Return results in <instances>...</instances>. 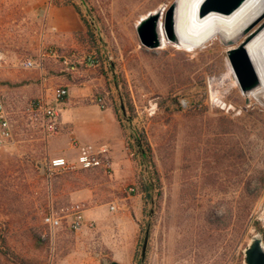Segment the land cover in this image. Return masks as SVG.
<instances>
[{"label": "rangeland", "instance_id": "rangeland-1", "mask_svg": "<svg viewBox=\"0 0 264 264\" xmlns=\"http://www.w3.org/2000/svg\"><path fill=\"white\" fill-rule=\"evenodd\" d=\"M174 1L71 0L100 36L96 52L83 40L87 27L80 15H66L68 25L55 24V0H0V48L7 57L0 71L14 75H0V85L13 111L16 139L0 148V245L5 237L10 250L30 264H56L63 238L61 226L51 229L44 220L51 203L50 183L39 168L49 156L43 116L35 107L41 77L61 76L69 91H79L85 81L95 99L108 98L107 107L119 118L120 93L129 96L134 119L125 127L131 144L123 149L133 177L118 192L133 187V205L144 209L139 224L150 229L146 264H243L251 237L264 234L255 225L264 227V91L247 102L227 54L247 34L232 45L214 35L190 51L174 41L155 49L142 45L138 21ZM262 23L264 18L248 33ZM92 51L99 65L88 59ZM41 57L42 71L16 66ZM193 99L197 104L188 103ZM174 100L184 110L168 112ZM139 135L149 142L159 172V184L151 188L156 203H145L141 192L150 173L135 145ZM92 202L85 201L86 207ZM65 237L67 244L74 242L72 230ZM0 264H11L1 252Z\"/></svg>", "mask_w": 264, "mask_h": 264}, {"label": "crops", "instance_id": "crops-1", "mask_svg": "<svg viewBox=\"0 0 264 264\" xmlns=\"http://www.w3.org/2000/svg\"><path fill=\"white\" fill-rule=\"evenodd\" d=\"M50 12V15L58 17L55 24L59 27L69 24L66 15H71L74 20L80 15L74 6L65 4L54 5ZM0 75L14 76L9 70L0 71ZM41 82L36 92L39 96L37 99L46 98L48 103L57 107L59 114L58 132L49 137L46 149L49 156H63L75 163L78 146L97 145L108 149L106 154L113 165L111 175L101 168H78L59 172L52 178L45 176L50 183L49 213L54 212L62 218L63 238L59 239L55 263L104 264V260L111 259L120 264H134L141 226L139 215L143 214L144 209L139 211L137 205H133V196L118 192L122 184L133 177L132 161L127 159V150L123 149L130 144L126 129L113 108L107 105L101 108L96 103L85 81V86L79 91L70 90L66 100L55 96V91L63 84L61 76L55 81L41 77ZM102 97L105 102L108 100L106 96ZM88 200L96 202L86 207L82 228L73 231L71 208L77 202L86 205L85 201ZM112 204L116 207L114 210L111 209ZM71 230L74 242L69 245L65 242V236Z\"/></svg>", "mask_w": 264, "mask_h": 264}, {"label": "water", "instance_id": "water-1", "mask_svg": "<svg viewBox=\"0 0 264 264\" xmlns=\"http://www.w3.org/2000/svg\"><path fill=\"white\" fill-rule=\"evenodd\" d=\"M246 0H203L200 2L197 15L199 19L205 18L210 13H217L228 15L242 5ZM175 0L170 6L162 5L158 9L149 12L142 17L136 24V30L139 39L145 47L149 49L161 48L164 45L162 34L165 38L172 42L176 39V32L174 26V15L176 10ZM264 18V10L258 18L250 25L256 24L259 20ZM246 27L242 31V35H246V39L241 41L237 46L228 49V59L232 67L233 73L240 85L242 93L249 101V93L259 88L261 79L257 73L256 67L252 58L250 57L246 48L247 42L264 29V23L252 33H248ZM226 45L235 44L239 39H223ZM42 174L45 173L44 162L41 161L39 165ZM150 229L147 228L145 232L144 242L142 245V259L144 260L147 254V247L149 242ZM104 264H120L117 261L104 260ZM243 264H264V238L261 233L254 234L249 243L243 250Z\"/></svg>", "mask_w": 264, "mask_h": 264}, {"label": "built area", "instance_id": "built-area-1", "mask_svg": "<svg viewBox=\"0 0 264 264\" xmlns=\"http://www.w3.org/2000/svg\"><path fill=\"white\" fill-rule=\"evenodd\" d=\"M53 51V54H56ZM88 59L91 61L92 65H99L101 63L98 54L92 51L88 55ZM7 61L6 53L2 48H0V68L5 65ZM66 62V60H65ZM24 69H44L43 58L39 60L27 59L16 65ZM69 90L66 87H59L55 91V96L57 99H62L68 96ZM96 103L100 105L101 108H106V102L102 96L96 98ZM35 107L43 116V127L45 130L46 137L49 138L52 134L58 132V109L56 106L48 103L46 98H40L35 102ZM13 119V111L8 105L5 97L4 89L0 85V148L7 146L16 141L15 139V125ZM108 149L104 146L99 147V149L94 148L92 145H80L78 146L77 161L72 163L66 157H50L48 156L45 161V176L52 178L55 174L59 172H67L76 170L78 168L82 169H93L101 168L105 173L111 175L113 173V165L110 158L107 156ZM134 191L133 187L127 189V194L131 195ZM115 205H111V209L114 210ZM86 205L83 202L74 203L71 210L73 219L71 222V229L73 231H79L84 223V212ZM61 216L55 214L54 212L48 213L45 216V223L51 228H57L61 226Z\"/></svg>", "mask_w": 264, "mask_h": 264}, {"label": "bare ground", "instance_id": "bare-ground-1", "mask_svg": "<svg viewBox=\"0 0 264 264\" xmlns=\"http://www.w3.org/2000/svg\"><path fill=\"white\" fill-rule=\"evenodd\" d=\"M201 1L203 0H177L176 2L174 42L178 48L194 50L214 35L223 39L241 38L242 31L250 26L264 10V0H246L231 14L210 13L205 18L199 19L197 9ZM162 37L165 45L168 40L164 33ZM246 48L261 79L259 88L249 93L257 97V93L264 91V29L247 42Z\"/></svg>", "mask_w": 264, "mask_h": 264}, {"label": "trees", "instance_id": "trees-1", "mask_svg": "<svg viewBox=\"0 0 264 264\" xmlns=\"http://www.w3.org/2000/svg\"><path fill=\"white\" fill-rule=\"evenodd\" d=\"M62 3H64L65 5H69V4H71V0H55L56 5H60ZM73 6L77 10V12L80 14L84 24L87 27V30L84 33H82V35L84 36L83 40H85L87 43H89V45H91L92 48H95L94 50L96 52H99L97 46H98V43L100 41V36H98L96 34L95 28H94L95 26L93 25V22L88 21V19L83 17V14L80 12V8L78 5L73 4ZM108 68H109V70L113 71V69L111 68L110 65L108 66ZM105 76H106V79H108L107 73ZM114 85L116 88H119V84L117 82H115ZM183 98H185V97H183ZM66 99H67V96L62 98V100H66ZM129 100L130 99H129V96L127 95V93L121 92L120 93V107H119V109L122 111V118H119L118 113L115 111V113L118 117V120L120 121V123L122 124L124 129H125V127H127L130 124V119L131 120L134 119L133 117H130L131 115L129 116V114H131V110L129 109ZM188 103L192 104V105H193V103L197 104L194 101V99L188 100ZM123 106H125V108H126V113L123 112L124 111ZM172 106H173L172 108L168 109V112L173 113V112H180V111L184 110V105L181 102V100H174L172 102ZM127 116H129V117H127ZM135 145L141 148L143 158L148 164V168H149L148 170L150 173L149 181H147V183L143 182L141 184V186H142L141 192H143L145 194V197H144L145 203H151V202L156 203L155 197H153L151 195V188H152V185L154 184V182H156L157 185L159 184V172L157 171V168H156V166H155V164L151 158V147H150L147 139L145 137H142V135L135 137ZM148 196L150 197V201L147 199ZM255 225L260 231H262L264 233V227L259 221H256ZM140 232L145 233L146 228L140 226ZM263 238H264V234H263ZM1 242L2 243L0 245L1 246L0 252L10 261L11 264H30L29 260L23 259L20 255H18V254L14 253L13 251L10 250L9 246L7 245V240L5 237H1ZM140 242H142V243L140 244L138 242L137 247L142 246V244L144 242V236L141 238ZM137 254L138 253L136 251V256H138V257L135 256V260L137 259V262H135V264H146V260L142 259L141 252L139 253V255H137Z\"/></svg>", "mask_w": 264, "mask_h": 264}]
</instances>
